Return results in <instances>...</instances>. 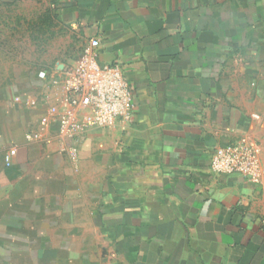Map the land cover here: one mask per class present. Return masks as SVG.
Listing matches in <instances>:
<instances>
[{"label":"crops","instance_id":"0c3cea01","mask_svg":"<svg viewBox=\"0 0 264 264\" xmlns=\"http://www.w3.org/2000/svg\"><path fill=\"white\" fill-rule=\"evenodd\" d=\"M50 4L120 66L134 109L29 142L37 120L0 91V264H264V0ZM230 143L257 149L258 182L211 171Z\"/></svg>","mask_w":264,"mask_h":264},{"label":"rangeland","instance_id":"374dc122","mask_svg":"<svg viewBox=\"0 0 264 264\" xmlns=\"http://www.w3.org/2000/svg\"><path fill=\"white\" fill-rule=\"evenodd\" d=\"M50 1L0 0V91L21 93L30 122L56 118L65 72L84 47Z\"/></svg>","mask_w":264,"mask_h":264},{"label":"built area","instance_id":"2783aa9c","mask_svg":"<svg viewBox=\"0 0 264 264\" xmlns=\"http://www.w3.org/2000/svg\"><path fill=\"white\" fill-rule=\"evenodd\" d=\"M99 42L85 45L75 62L66 70L63 95L56 118H42L35 129L25 133L29 142L39 140L45 133H55L62 139L77 138L94 128H106L131 119L133 89L120 66L101 63L97 55ZM65 146L62 151H65ZM75 153L74 148L68 150ZM14 149L4 154V165L10 167ZM210 169L216 174H238L256 183L262 167L255 147L245 143H230L214 149Z\"/></svg>","mask_w":264,"mask_h":264}]
</instances>
